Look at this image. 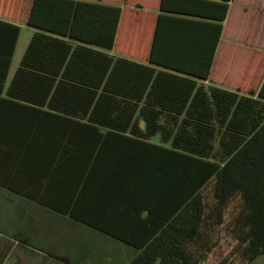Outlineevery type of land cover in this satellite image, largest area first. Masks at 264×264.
<instances>
[{
	"label": "trees",
	"instance_id": "obj_1",
	"mask_svg": "<svg viewBox=\"0 0 264 264\" xmlns=\"http://www.w3.org/2000/svg\"><path fill=\"white\" fill-rule=\"evenodd\" d=\"M228 1L201 0L217 9L207 48L190 51L171 35L170 49L158 51L155 32L145 51L118 4L9 0L8 13L0 0L2 17L12 18L14 6L15 20L33 28L5 89L10 97L72 120L80 141L158 135V201L142 218L144 232L125 241L134 250L128 264H199L211 250L212 264H246L264 254V80L255 97L203 83ZM18 31V24L10 30L1 83ZM208 186L210 203L202 193Z\"/></svg>",
	"mask_w": 264,
	"mask_h": 264
},
{
	"label": "crops",
	"instance_id": "obj_2",
	"mask_svg": "<svg viewBox=\"0 0 264 264\" xmlns=\"http://www.w3.org/2000/svg\"><path fill=\"white\" fill-rule=\"evenodd\" d=\"M101 1L128 10L126 31L142 37L145 51L155 32L158 51L170 49L171 35L190 51L202 50L214 33L217 9L207 3L214 0ZM7 7L9 13V0ZM14 17V6L12 18L0 15V70L10 30L21 24ZM17 37L0 81V264H127L134 250L125 241L144 232L142 218L158 201L152 156L161 142L80 141L72 120L10 97L5 89ZM263 80L264 0H229L203 83L254 90L255 97ZM202 193L210 203V187ZM261 263L264 254L246 264Z\"/></svg>",
	"mask_w": 264,
	"mask_h": 264
},
{
	"label": "rangeland",
	"instance_id": "obj_3",
	"mask_svg": "<svg viewBox=\"0 0 264 264\" xmlns=\"http://www.w3.org/2000/svg\"><path fill=\"white\" fill-rule=\"evenodd\" d=\"M33 32V28L29 27V26H26L24 24H20L19 25V33H18V37H17V43H16V48H15V51H14V54L12 56V62L10 64V70H9V74H12L14 68L17 66V63L20 59V56L24 50V47L26 46L27 42H28V39L30 37V35L32 34ZM150 141H159L158 140V135H153L152 137H150L149 139ZM223 246L226 245V239L225 240H222L221 243H219ZM132 256V252L131 250L129 249L128 250V254H127V264L130 260ZM215 253L211 250L208 254H207V257L204 261L200 262L199 264H212L215 262L216 260V257H215ZM257 261H262V258H259ZM263 264V263H261Z\"/></svg>",
	"mask_w": 264,
	"mask_h": 264
}]
</instances>
